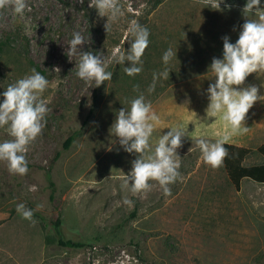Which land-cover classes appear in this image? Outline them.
I'll return each instance as SVG.
<instances>
[{
  "label": "rangeland",
  "instance_id": "1",
  "mask_svg": "<svg viewBox=\"0 0 264 264\" xmlns=\"http://www.w3.org/2000/svg\"><path fill=\"white\" fill-rule=\"evenodd\" d=\"M89 2L27 0L31 11L23 15L0 12V38L8 44L0 57V103L8 85L35 68L49 81L42 98L52 109L28 146L27 175L11 174L0 161V264H264V184L245 179L237 190L224 159L213 168L198 139H184L171 195L156 181L132 194L122 185L137 154L126 152L111 131L117 112L140 93L152 105L200 102L197 79L223 56V37L238 39L247 0H222V10L209 0H119L125 15L107 33V17ZM133 20L150 32L142 72L130 77L128 62H110L112 80L89 87L76 75L79 56L70 61L65 54L73 33L84 37L83 51L111 61L117 49L130 47ZM169 48L176 58L165 65ZM165 68L169 79L157 80L149 93L153 73ZM9 139L7 126L0 127V142ZM243 143L252 151L244 165L263 164L264 137ZM18 203L33 210L35 224L17 213ZM60 238L84 246H61Z\"/></svg>",
  "mask_w": 264,
  "mask_h": 264
},
{
  "label": "clouds",
  "instance_id": "2",
  "mask_svg": "<svg viewBox=\"0 0 264 264\" xmlns=\"http://www.w3.org/2000/svg\"><path fill=\"white\" fill-rule=\"evenodd\" d=\"M221 2L222 0H209V5L213 9L222 10ZM79 3L83 4L84 0H79ZM89 7L95 8L98 16L107 17L104 25L106 33L111 30L113 23L125 15L119 0H90ZM226 7L230 9L231 5ZM7 9L17 15H23L26 9L31 11L27 0H0V12ZM242 13L245 22L238 39L232 43L229 37H223V58H213L211 62L210 69L215 82L207 89V118L224 121L232 134H244L250 130L245 126L247 114L257 101H264V95H259L257 86L241 87L249 75L255 73L257 77L264 76V7H261V0H247ZM128 35L131 37L127 41L130 47L126 51L117 49L112 60L108 61L102 55L83 51L86 41L80 32H74L65 54L70 61L73 56H79V62L75 66L77 77L89 87H100L112 80L113 72L107 70L110 62H128L129 66L124 68L125 74L130 77L140 74L143 70L142 56L149 46L150 32L146 26L133 20L128 27ZM173 57L176 58V51L169 48L164 52L162 60L167 65ZM169 72L167 68L160 73L154 72L148 92L155 90L157 80H168ZM48 86V79L33 68L30 75L8 85L2 93L0 127L7 126L12 139L0 142V161L7 163L8 170L13 175L24 176L29 171L26 159L28 146L42 134L47 123L46 116L52 111L48 107V101L42 98ZM133 90L139 92V85H134ZM129 104L128 109L122 108L117 112L111 126L121 147L130 154H137V158L132 161L131 171L125 175L122 187L137 194L151 188L149 181H156L163 193L170 196L169 185L181 177V157L177 150L183 146V138L189 136L188 125L177 123L164 127L170 131L160 135L153 147L150 140L161 123L160 117L143 93L129 101ZM193 114L195 121L191 123H201L196 114ZM229 139L230 134L223 135L215 142L205 138L198 139L196 144L203 161L213 168L219 167L227 156L224 145ZM124 203L130 204L131 201L125 199ZM16 211L23 219L35 224L33 210L24 203H18Z\"/></svg>",
  "mask_w": 264,
  "mask_h": 264
},
{
  "label": "crops",
  "instance_id": "3",
  "mask_svg": "<svg viewBox=\"0 0 264 264\" xmlns=\"http://www.w3.org/2000/svg\"><path fill=\"white\" fill-rule=\"evenodd\" d=\"M220 57V59H222ZM212 71H208L203 75H200L197 80L200 82V95L202 98L200 102L195 104H162L152 105L153 110L160 117V125L157 130L153 132L150 140V144L154 145L160 135L166 134L170 131L169 128H164L169 125H175L177 123L188 125L189 136L184 139H200V138H213L219 139L225 134H230V139L226 144H232L237 147H244L246 144L243 141H249L250 139H259L264 137V101H257L254 106L249 110L245 126L250 130L244 134H232L225 122L219 118H207L206 108L209 104L207 89L211 83L215 82V77ZM255 85L259 88V95H264V76L257 77L254 73L249 75L245 81V84L241 87H248ZM196 118L202 123H191ZM206 120V122H205ZM164 128V129H162ZM161 129V130H160ZM250 138L246 140L247 138ZM263 145V144H262ZM261 145V146H262Z\"/></svg>",
  "mask_w": 264,
  "mask_h": 264
},
{
  "label": "trees",
  "instance_id": "4",
  "mask_svg": "<svg viewBox=\"0 0 264 264\" xmlns=\"http://www.w3.org/2000/svg\"><path fill=\"white\" fill-rule=\"evenodd\" d=\"M7 45L8 44L0 38V57L5 52ZM78 135L79 132L70 136L65 143V148H69ZM224 147L227 149L224 165L232 184L237 190L241 189L242 182L245 179L252 180L258 184H264V163L253 166L244 165L246 157L252 152L250 149L237 147L232 144H225ZM258 151L264 155V145L260 147ZM58 242L61 246L71 248H80L84 246L81 242L72 240L65 241L62 238H60Z\"/></svg>",
  "mask_w": 264,
  "mask_h": 264
}]
</instances>
